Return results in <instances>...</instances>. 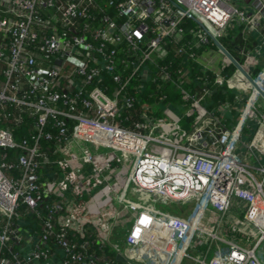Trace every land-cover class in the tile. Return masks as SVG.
<instances>
[{
	"label": "built area",
	"instance_id": "built-area-1",
	"mask_svg": "<svg viewBox=\"0 0 264 264\" xmlns=\"http://www.w3.org/2000/svg\"><path fill=\"white\" fill-rule=\"evenodd\" d=\"M244 1L253 14L227 0H0V264H39L55 249L63 253L60 264H117L89 248L98 237L101 246L108 243L111 224L123 213L131 215L123 244L133 258L150 252L161 255V264H264V183L257 181L264 169L236 152L246 122L264 128L258 91L264 71L252 78L257 88L248 83L243 110L228 128L200 105L207 85L200 96L191 94L183 88L184 69L173 73L158 62L169 45L175 56L195 58L192 49L218 42L231 22L256 28L264 0ZM185 19L197 25L189 32L194 41L181 26ZM146 66L153 83L174 87L210 124L185 132L176 122L134 120ZM106 75L116 86L111 95ZM200 79L230 84L220 75ZM24 119L28 133L18 139ZM259 131L244 144L252 154L264 151ZM42 167L57 170L55 180L42 177ZM120 174L114 194L108 179ZM103 190L117 210L84 201ZM235 200L247 206L230 215ZM155 202L194 207L184 221L155 210ZM21 206L37 221L33 241L23 233ZM85 223L93 231L83 228L78 240L75 231ZM229 234L253 243L242 245ZM111 246L125 257L120 245Z\"/></svg>",
	"mask_w": 264,
	"mask_h": 264
},
{
	"label": "crops",
	"instance_id": "crops-1",
	"mask_svg": "<svg viewBox=\"0 0 264 264\" xmlns=\"http://www.w3.org/2000/svg\"><path fill=\"white\" fill-rule=\"evenodd\" d=\"M230 2V0H227ZM236 2L237 5L241 6V8L246 12L247 14H253L254 8L251 4L246 3L244 0H233ZM223 36L218 40L225 41L224 45L227 44L226 49L221 43L220 45L231 55V57L241 66V68L251 77H255L260 72L264 71V17H260L257 23V27L250 29L249 27H246L244 25L236 24L235 22H231L229 26L222 32ZM188 40V39H187ZM214 46V45H213ZM173 47V46H172ZM174 48H172L173 50ZM195 50H199L195 54V58H187L185 60L189 63H186V66L184 70L188 72L191 70V74H194L192 77L193 79L189 81L186 78L183 79L184 84L183 88L185 89L184 85L191 89L194 84V91L187 90L191 94H197L201 95V91L204 88V84L208 85V82L201 81L200 78H214L215 75H220L224 77V79L229 78V83L225 82L222 86L225 87V89L222 91V93L217 96H213L211 93V89H209L210 93L205 97L211 98L210 103L214 105L213 108H211L212 112L206 109L204 106H202L203 101L205 102V98L202 99L200 105L201 107L208 113H211L213 117L217 120H219L222 124L226 125L228 128H232L235 123L237 122L241 111L244 107V100L249 96L250 89L248 86V81L243 77L236 69L235 67L230 63V61L214 46V48L210 46H200L198 48L194 47ZM171 50V52H172ZM162 58L166 56L165 51L160 52ZM185 57V56H183ZM231 66L233 67L234 71L231 73V75H227L226 72H228L231 69ZM197 70V72H196ZM149 78V77H148ZM196 82H195V80ZM201 81V84L199 83ZM152 82V81H150ZM153 83V82H152ZM250 84V83H249ZM163 86L171 87L173 88V91H170L169 88L167 90L170 92V94H157L156 90L153 94L148 95L145 99L141 101V98L137 96L138 102L142 104L140 109L137 111L138 116L140 118L139 121H145L146 123H149L152 126L156 125H163L166 122H172V123H178L185 117L192 116L193 121L191 124L190 129L197 126H204L210 124V118L205 116L204 112L200 108H192L191 103L183 101L180 93L171 85L163 84ZM217 86V85H215ZM219 86V87H222ZM159 89L160 87L157 86ZM140 89V87H139ZM138 89V90H139ZM176 93V94H175ZM137 94V93H136ZM144 94V93H143ZM178 94V95H177ZM165 95L164 99H161V96ZM136 96V95H135ZM140 96L145 97L144 95L140 94ZM174 96H176L174 98ZM178 96V97H177ZM259 104L261 106V109H264V100L261 98L259 101ZM155 109V110H154ZM138 119V118H137ZM169 126L163 127V129L168 128ZM245 131L242 134V138L245 139V141H250L254 137V133L259 131L260 134V143L264 144V134L261 135L262 131L264 132V128H259V125L257 121H248L247 125L245 126ZM188 129L187 131H189ZM161 129H155L154 134L157 136H161ZM247 130V131H246ZM186 131V130H184ZM175 136L169 137V139H173ZM45 145V144H44ZM48 146V145H45ZM261 145L259 146V148ZM237 153H243L240 149H237ZM54 150H50L49 154H54ZM10 155H14V152H10ZM260 157H264V151L259 152L257 149L253 152V157L256 159V165H251L252 167H259L264 169V161L259 159ZM55 171H50V169L46 167H42L40 169V175L44 178H48L49 180L53 181L55 179H51L55 176ZM122 173V172H121ZM115 179H108V182H110L114 190H117L121 187L123 180L121 179L120 175H115ZM263 178V179H261ZM261 182L264 183V177H262V174H260ZM111 195V194H110ZM91 196L93 197L91 199ZM87 202L89 204V207L91 208H98L104 209V210H112L117 208L111 204L109 201V195H106L105 190L103 192H91V194L87 198ZM97 205V206H95ZM176 205V204H175ZM186 206V205H184ZM247 204L243 201H233L230 207V215H239V213H243L245 211ZM260 206L264 208V205L260 202ZM115 207V208H114ZM159 211V210H158ZM161 212V211H160ZM26 214H29L26 211ZM125 215V213H123ZM123 214H121V217L119 220L116 221V223L111 224V227L113 228V231L111 232V237H109L108 243L106 240H104L105 246L109 251L113 254L111 258H115L117 261V264H161V255L160 254H154L151 255L150 252H148V255L143 254L142 257L133 258L131 255L133 252L127 249L124 246V235L126 231L130 227V219L125 217ZM24 213L21 215L23 218V221L21 226L23 227V233L27 238H31L30 240L33 241L34 237H32L33 229L32 227L36 225V222L34 218L30 221L32 225L26 223V219L23 216ZM116 225V226H115ZM80 226V225H79ZM81 226H84L82 228L88 229L89 227L93 228V225L91 223L83 224ZM81 228V227H80ZM91 230V229H90ZM92 231V230H91ZM98 243V242H96ZM95 243V244H96ZM111 244L120 245L122 250H124V258L127 259V261L121 256L118 255L117 252L114 251ZM26 248H29L30 245H25ZM134 255V254H133ZM63 256V253L59 249H55L54 256L50 258L46 262H42L39 264H60V258ZM108 255L100 254V258L106 259ZM153 261V262H152ZM188 262V261H187ZM186 264V263H185Z\"/></svg>",
	"mask_w": 264,
	"mask_h": 264
},
{
	"label": "trees",
	"instance_id": "trees-1",
	"mask_svg": "<svg viewBox=\"0 0 264 264\" xmlns=\"http://www.w3.org/2000/svg\"><path fill=\"white\" fill-rule=\"evenodd\" d=\"M108 14H110V15H114V13H113V8H109L108 9ZM181 26H182V28L184 29V32L187 34V38H188V40H192V41H194L192 38V35H190L189 34V32L190 31H192V30H194L196 27H197V25L193 22V21H191V20H189V19H185V20H183L182 21V23H181ZM224 42L225 41H221L220 43L226 48V49H228L227 48V44L226 45H224ZM205 47L206 46H210V47H212V48H214V46L212 45V44H205L204 45ZM172 48H174V46L172 47V45H169L168 47H167V50H166V56H164L162 59H160V60H158V62H159V64H163V65H167L168 67H169V70L171 71V72H173V73H176V71L179 69H184L185 67H187L186 66V63H188L187 61H186V63H185V60H187V56H185V57H179V56H175L174 55V53H172L171 52V50H172ZM192 51H193V53H197L199 50H195L194 48L192 49ZM188 66H189V63H188ZM146 68H147V71L149 72V75H148V77L149 78H147L145 81H142V82H140V89L138 90L137 89V94H136V99H137V96L139 97V98H141V101L143 100V99H145L146 97H148V95H151V94H153L154 93V91L156 90V93L157 94H161V93H165V94H170V92L167 90V88H169V87H166V86H163V85H161L160 86V88L158 89L157 88V83H152V82H150L151 81V69H149L147 66H146ZM234 71V69H233V67L231 66V69L228 71V72H226L227 73V75H231V73ZM196 72H197V70H196ZM153 73V72H152ZM194 74H191V70H189L188 72H187V77H186V79L188 80L189 79V81L190 80H192L193 79V76ZM195 80V79H194ZM195 82H196V80H195ZM103 83H104V85L106 86V88H107V93L109 94V95H111L114 91H115V89H116V86H115V84L111 81V79H110V77H108L107 75H106V78H104V80H103ZM197 83V82H196ZM200 84H201V81L199 82ZM209 83L210 84H208L207 85V87L208 88H210L211 89V94L215 97V96H217L218 94L220 95L221 93H222V91L225 89V87H219V86H215V85H213V84H211V81H209ZM133 84L135 85L136 83L135 82H133ZM184 87H185V89H187V90H192L193 89V91H194V84H193V86H192V88L191 89H189V88H187L185 85H184ZM173 92H174V90H173ZM144 93V94H143ZM140 94H142V95H144L145 97H142V96H140ZM176 94V93H175ZM171 95V94H170ZM178 95V94H177ZM176 96H174V98H175ZM178 97V96H177ZM138 100L139 99H137L136 100V103H135V116L133 117V119L135 120V119H137V120H140V118H139V116H138V113H137V111L140 109V107L142 106V104H140L139 102H138ZM210 100H211V98H209V97H207V98H205V102L203 101V103H202V106H204L206 109H208L209 111H211L212 109L211 108H213L214 107V105H212L211 103H210ZM212 112V111H211ZM184 122H185V125H184V127H187V125L189 124V123H191L192 121H193V118H192V116H190V117H185L184 118ZM27 129H28V122H27V120L26 119H24V121H23V123L18 127V131H17V134L15 135L18 139L20 138V137H24V136H27V133H28V131H27ZM45 145H48V144H45ZM44 145V146H45ZM88 198V197H87ZM87 198H85L84 199V201L85 202H87ZM93 197L91 196V199H92ZM95 206H97V205H95ZM24 217H25V221H26V223L27 224H30V225H32V223H30V221L33 219V217L31 216V215H29V214H25V215H23ZM85 224H87V223H85ZM89 224V223H88ZM83 225V224H82ZM82 227H84V226H81V228L80 227H78L77 229H76V231H75V235H76V239H78V240H81V239H83L85 236H84V233H82V230H83V228ZM92 230L93 231V228L91 227H89V230ZM92 236L94 237V238H96V234L94 233V235L92 234ZM97 242L98 243H96L95 244V240H93V243L91 244V246H90V250H89V252H90V254H92V255H94V256H100V254H103V255H108V258H111V256H113V254L109 251V249H107L105 246H101V244H100V238L98 237L97 238Z\"/></svg>",
	"mask_w": 264,
	"mask_h": 264
},
{
	"label": "rangeland",
	"instance_id": "rangeland-1",
	"mask_svg": "<svg viewBox=\"0 0 264 264\" xmlns=\"http://www.w3.org/2000/svg\"><path fill=\"white\" fill-rule=\"evenodd\" d=\"M230 3L231 4H236V2H234L233 0H230ZM169 90L170 91H173V88L170 87ZM153 96H155V94H153ZM262 112H264V109L262 110ZM184 121H185L184 119H182L181 121H179V126H180V128L183 131L186 130L185 132H187V130L190 129L192 122L189 123L187 125V127H184V125H185V122ZM245 125H247V122H246ZM245 129H244V131H245ZM41 144H43V143H41ZM244 144H248V141H245V139L241 138V144L239 145V148L238 149H240L243 152V153H241V157H242L243 161L247 165H249V163L251 165H256V159L253 157V154L246 149V146ZM150 149H152L155 152H158L160 148L158 146L150 145ZM243 154H244L245 157H243ZM259 159H261L262 161H264V157L263 156L262 157L259 156ZM121 168L124 169V170H126V168H125L124 165H122ZM257 181L261 183V179L259 177H257ZM118 191H119L118 189L115 190L114 191V194L118 193ZM263 192H264V184H263ZM111 201H114V199H111ZM154 205H155V207H154L155 210H159L161 212L170 214L172 217H175V218H177L179 220H184V221H187L190 218L191 213H192V209L194 207V203L188 204V205L184 206V205H175V203L168 204V203L155 202ZM114 206L116 208L119 207L117 204H114ZM18 213H20V214H23V213L26 214V209L21 206L19 208V210H18ZM124 216L127 217L128 219H130V217H131L130 214H125ZM103 233H105V231H103ZM228 236L230 238L234 239V240H237L238 242H240V244L245 245V246H251L252 243H253V241H252L251 238H248L247 236H243V235H240V234H232V235L229 234ZM201 250H199V251H201ZM188 253H189V255L191 257H196L197 254H198V252L195 251V250H193V249L189 250ZM262 256H264V249H263V255ZM185 263L186 264H194L191 261H188V262H185L184 261V264Z\"/></svg>",
	"mask_w": 264,
	"mask_h": 264
},
{
	"label": "water",
	"instance_id": "water-1",
	"mask_svg": "<svg viewBox=\"0 0 264 264\" xmlns=\"http://www.w3.org/2000/svg\"><path fill=\"white\" fill-rule=\"evenodd\" d=\"M213 45L230 61L235 69L255 88V81L241 68V66L231 57V55L220 45L219 42L213 41ZM262 90L258 89L261 98L264 100V83H261Z\"/></svg>",
	"mask_w": 264,
	"mask_h": 264
},
{
	"label": "bare ground",
	"instance_id": "bare-ground-1",
	"mask_svg": "<svg viewBox=\"0 0 264 264\" xmlns=\"http://www.w3.org/2000/svg\"><path fill=\"white\" fill-rule=\"evenodd\" d=\"M263 134H264V132L262 131L261 135H263Z\"/></svg>",
	"mask_w": 264,
	"mask_h": 264
}]
</instances>
